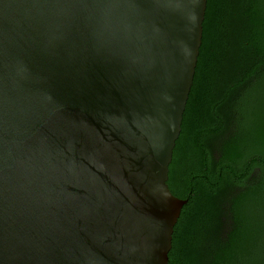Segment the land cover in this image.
I'll list each match as a JSON object with an SVG mask.
<instances>
[{
    "label": "water",
    "instance_id": "water-1",
    "mask_svg": "<svg viewBox=\"0 0 264 264\" xmlns=\"http://www.w3.org/2000/svg\"><path fill=\"white\" fill-rule=\"evenodd\" d=\"M207 4L0 0V264H169Z\"/></svg>",
    "mask_w": 264,
    "mask_h": 264
},
{
    "label": "trees",
    "instance_id": "trees-1",
    "mask_svg": "<svg viewBox=\"0 0 264 264\" xmlns=\"http://www.w3.org/2000/svg\"><path fill=\"white\" fill-rule=\"evenodd\" d=\"M168 186L169 264H264V0H208Z\"/></svg>",
    "mask_w": 264,
    "mask_h": 264
}]
</instances>
